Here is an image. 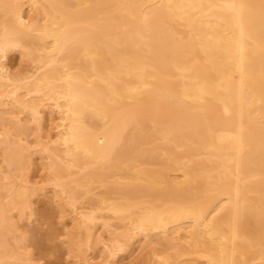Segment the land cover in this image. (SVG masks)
<instances>
[{
	"label": "bare ground",
	"instance_id": "bare-ground-1",
	"mask_svg": "<svg viewBox=\"0 0 264 264\" xmlns=\"http://www.w3.org/2000/svg\"><path fill=\"white\" fill-rule=\"evenodd\" d=\"M45 192L71 264H264V0H0V264Z\"/></svg>",
	"mask_w": 264,
	"mask_h": 264
},
{
	"label": "rangeland",
	"instance_id": "rangeland-1",
	"mask_svg": "<svg viewBox=\"0 0 264 264\" xmlns=\"http://www.w3.org/2000/svg\"><path fill=\"white\" fill-rule=\"evenodd\" d=\"M5 61L10 71L16 74L23 71L27 64L24 63L19 53H12L8 55ZM32 160L33 166L30 172L31 181L37 182L41 178L40 160L38 156H32ZM51 196L52 193L48 192L44 196L38 195L37 197L33 198V208H35L34 211L36 212L34 214L35 219L33 218V221L31 224H29V226L34 231L33 235L35 236L30 235V237H28L31 241L33 240L31 243L36 241L37 245L34 244V246H31L30 240H28L29 243L25 242V244L28 246L27 248L32 258H34L35 261L39 260L37 261L39 264H71V254L68 251L69 247L68 243L66 242L67 236L64 234V230H70L71 228L69 220L70 218L69 216L65 217L66 219L60 217L61 214L59 213V209L55 207V204H50L48 201V197ZM13 216L14 220L17 222L16 215L13 214ZM128 249L129 250L123 254L121 253L116 258V264H148V260L145 262L142 258V254H144V252L140 254L139 243H135ZM99 254V250L93 247L91 256L95 257L94 260L96 262L101 261V258L99 260ZM145 256L147 255L145 254Z\"/></svg>",
	"mask_w": 264,
	"mask_h": 264
}]
</instances>
